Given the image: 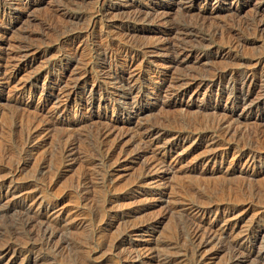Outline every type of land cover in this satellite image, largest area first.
Listing matches in <instances>:
<instances>
[{
	"label": "rangeland",
	"instance_id": "374dc122",
	"mask_svg": "<svg viewBox=\"0 0 264 264\" xmlns=\"http://www.w3.org/2000/svg\"><path fill=\"white\" fill-rule=\"evenodd\" d=\"M263 20L264 0H0V264H260ZM190 223L228 230L199 245Z\"/></svg>",
	"mask_w": 264,
	"mask_h": 264
},
{
	"label": "bare ground",
	"instance_id": "6f19581e",
	"mask_svg": "<svg viewBox=\"0 0 264 264\" xmlns=\"http://www.w3.org/2000/svg\"><path fill=\"white\" fill-rule=\"evenodd\" d=\"M136 8V7H135ZM136 11V10H135ZM138 12V11H137ZM135 13V12H134ZM134 15V14H133ZM137 17V14L135 15V17L134 18H136ZM144 17V16H143ZM139 19V18H138ZM1 22H2V20H1ZM264 28V20L263 21H261V24L259 25V27L257 28V30L258 31H260V30H262ZM119 31V30H118ZM123 33V32H122ZM181 35V34H180ZM130 36V35H129ZM116 37V36H115ZM119 38V37H118ZM185 41V39L183 38L182 39V41ZM136 41V40H135ZM180 41V40H179ZM124 43V42H123ZM120 43V44H118L117 46H116V48H118V50L119 51H121V52H124L126 55L128 54H130V52L133 50L132 49V46H130V45H128L127 43ZM175 43H177V42H175ZM239 43V42H238ZM178 44L180 45V43L178 42ZM171 45H173V46H171ZM183 45V44H182ZM181 45V46H182ZM161 46H163V47H165V48H172V49H174V48H176V46L177 45H175L174 44V42H171V41H166V42H164V44H162ZM110 47V46H109ZM112 47V46H111ZM114 48L115 47H113V51H112V49H104L103 50V54H104V56L105 55H107V58L108 57H110V59H114L115 57L117 58V56H119V55H117V53L118 54H120L121 52H119L117 49L116 50H114ZM179 48V47H178ZM182 48V47H181ZM187 48V47H186ZM132 49V50H131ZM180 49V48H179ZM171 50V49H170ZM171 52H172V54H173V60H177L178 58V56H176V53L174 52V50H171ZM178 53H181V54H183L184 53V48H182V49H180L179 50V52ZM117 56H116V55ZM136 54V53H135ZM181 54H179V56L181 55ZM133 56V55H132ZM172 56V55H171ZM68 57V56H67ZM123 57V56H122ZM130 59V58H129ZM180 59V58H179ZM122 64H123V68H125V69H131L132 67H133V64H134V62L132 61V59L131 60H127V58L126 59H122ZM89 65V64H88ZM85 66V65H84ZM87 66V65H86ZM85 66V67H86ZM136 68V67H135ZM104 69V68H103ZM147 69V68H146ZM86 70V69H85ZM88 71V70H87ZM87 71L85 72V73H87ZM150 71V70H149ZM234 71H236V70H234ZM247 72V71H246ZM89 73V72H88ZM131 73V72H130ZM216 73V72H215ZM90 74V73H89ZM256 74V73H255ZM254 73H250V74H247V75H245V78L250 82V83H254L255 82V79H256V75H255ZM84 75H86V74H84ZM109 75H110V73H109ZM108 75V76H109ZM153 75V74H152ZM219 75V77H221V75L220 74H218ZM233 75V74H232ZM259 75H261V74H259ZM82 76V75H81ZM80 76V77H81ZM114 76V75H113ZM192 76H193V74H192ZM110 77H111V75H110ZM217 77V76H216ZM168 78V77H167ZM166 78V79H167ZM113 79V78H112ZM135 79V78H134ZM180 79V78H179ZM185 79V78H184ZM184 79H180V80H184ZM218 79V78H217ZM222 79V78H221ZM137 80V79H136ZM144 80V79H143ZM158 80V79H157ZM163 80V79H162ZM176 80V79H175ZM106 81V80H105ZM111 81V80H110ZM109 81V82H110ZM181 81V82H182ZM84 82H85V78H74V80H73V82H72V85L69 83V87H70V92H68V93H70L71 94V92L73 91L74 93L76 92V90H78L80 87H83V84H84ZM184 82H185V80H184ZM189 82H191V81H189ZM189 82H185V83H189ZM183 83V82H182ZM182 83H180V84H182ZM71 85V86H70ZM100 85V84H99ZM114 85V84H113ZM183 85V84H182ZM182 85H180V86H182ZM132 87V86H131ZM174 87V86H173ZM177 88V87H176ZM125 89V88H124ZM182 93L184 92V90L185 89H183V86H182V89H179ZM178 94V93H177ZM127 95H128V92H127ZM130 96V95H129ZM133 96V95H132ZM235 97V96H234ZM237 98H238V101L237 102H243V103H245L248 99H247V96H246V94L244 95L243 93H241V94H239L238 96H237ZM234 102V105L236 104V100L235 101H233ZM258 103H259V105H263L264 106V93L262 94V96L260 95V98H259V100H258ZM257 103V104H258ZM240 104V103H239ZM195 126V125H194ZM110 127V126H109ZM110 129H112V128H110ZM109 128L107 129H100V130H98V135L99 134H101V136L102 135H105V136H110V135H112L113 133H112V131L110 130ZM181 129V128H180ZM189 129V128H188ZM33 135H29L28 137H26L25 139H26V142H31V140H33ZM32 138V139H31ZM102 138V137H101ZM24 139V140H25ZM30 147H31V145H29ZM28 146V147H29ZM35 146L37 147V145H34V144H32V147H34L35 148ZM39 146V145H38ZM15 148V147H14ZM64 149V148H63ZM65 152V151H64ZM47 162V161H46ZM1 183V182H0ZM2 185V184H1ZM239 187V186H238ZM216 188V187H215ZM217 189V188H216ZM231 189V188H230ZM235 190V189H234ZM30 196V195H29ZM28 195L27 196H25V199L26 198H30V197H33V196H30L29 197ZM27 208V207H26ZM29 210V209H28ZM26 213V212H25ZM28 214V213H27ZM29 215V214H28ZM27 215V217H25V219L23 220V227H29V225L30 226H35V221L37 220V218L35 217V218H32V216H28ZM26 216V215H25ZM34 217V216H33ZM22 219V218H21ZM39 219V218H38ZM39 222V221H38ZM44 223V226H42L41 225V223ZM22 223V222H21ZM48 223V222H47ZM47 223H45L44 222V220H40V225H39V227L38 228H40V230H41V232L43 233V236H45V237H47V239H51V237H53L54 235H57V233L55 232V230L53 229V227L51 228H49V226L47 225ZM36 226H37V224H36ZM181 227H182V225H181ZM55 228V227H54ZM190 228L192 229V233H191V240H192V242L194 243V241H199V245H203L204 243L206 244H208V243H210V242H214V241H216V240H220V238L223 236V234L225 233V232H227V230H228V228L226 227V226H224L223 228H220V229H213L212 227L211 228H209V230H206V231H208V232H206L205 230H201V227H200V225L199 224H193V223H190ZM59 233V232H58ZM227 234V233H226ZM247 236V235H246ZM229 240V239H228ZM246 240V239H245ZM248 240V239H247ZM250 240V239H249ZM191 242V243H192ZM222 242V241H221ZM196 243V242H195ZM228 243V242H227ZM226 243V245L228 246V244ZM230 243H232V242H230ZM236 244V243H235ZM197 245H198V243H197ZM225 244H224V247L226 246ZM238 245V244H237ZM242 245V244H241ZM240 245V246H241ZM247 245V244H246ZM235 246V245H234ZM192 247V246H191ZM237 250V249H236ZM191 251H192V249H191ZM241 251V250H240ZM242 252V251H241ZM244 252V251H243ZM239 253V252H238ZM246 253V252H245ZM250 253L251 252H248V253H246V255H245V257L246 258H248L249 256H250ZM200 247H198L197 248V246H196V249H194L193 250V260H194V263L195 264H204V262H205V260L203 259V257H200ZM244 254V253H243ZM242 254V255H243ZM260 256H261V262H260V264H264V251H262L261 253H260Z\"/></svg>",
	"mask_w": 264,
	"mask_h": 264
}]
</instances>
